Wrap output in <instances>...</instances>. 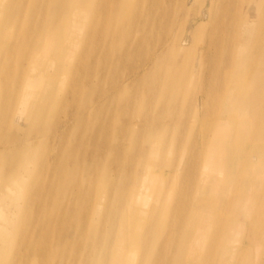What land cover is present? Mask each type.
<instances>
[{"label": "bare ground", "instance_id": "6f19581e", "mask_svg": "<svg viewBox=\"0 0 264 264\" xmlns=\"http://www.w3.org/2000/svg\"><path fill=\"white\" fill-rule=\"evenodd\" d=\"M260 3L0 0V264H264Z\"/></svg>", "mask_w": 264, "mask_h": 264}, {"label": "rangeland", "instance_id": "374dc122", "mask_svg": "<svg viewBox=\"0 0 264 264\" xmlns=\"http://www.w3.org/2000/svg\"><path fill=\"white\" fill-rule=\"evenodd\" d=\"M263 1H264V0H260V2H261V3H260V8H261V6H262V4H263ZM138 106H139V109L135 110L136 113H138V112H139L140 110H142V109H143V110L145 109L144 104H143V103L141 104V102H140V105H138Z\"/></svg>", "mask_w": 264, "mask_h": 264}]
</instances>
